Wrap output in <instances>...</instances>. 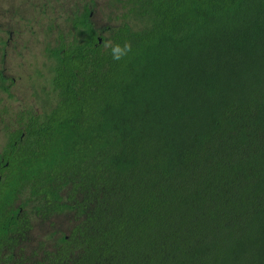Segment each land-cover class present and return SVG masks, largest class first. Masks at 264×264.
<instances>
[{
    "label": "trees",
    "instance_id": "16d2710c",
    "mask_svg": "<svg viewBox=\"0 0 264 264\" xmlns=\"http://www.w3.org/2000/svg\"><path fill=\"white\" fill-rule=\"evenodd\" d=\"M141 10L51 52L59 101L0 155V264H264V0ZM31 212L77 224L27 258Z\"/></svg>",
    "mask_w": 264,
    "mask_h": 264
},
{
    "label": "rangeland",
    "instance_id": "374dc122",
    "mask_svg": "<svg viewBox=\"0 0 264 264\" xmlns=\"http://www.w3.org/2000/svg\"><path fill=\"white\" fill-rule=\"evenodd\" d=\"M143 0H0V155L8 134L29 116L39 122L59 101L52 87L56 59L51 52L84 40L78 22L89 14L94 28L105 36L123 24L132 31L148 27ZM31 206L28 210H31ZM32 231L24 256L51 249L76 224L66 212L44 220L31 212Z\"/></svg>",
    "mask_w": 264,
    "mask_h": 264
},
{
    "label": "clouds",
    "instance_id": "9594fccd",
    "mask_svg": "<svg viewBox=\"0 0 264 264\" xmlns=\"http://www.w3.org/2000/svg\"><path fill=\"white\" fill-rule=\"evenodd\" d=\"M105 46L108 47L109 45ZM129 51H131V46L128 43H126L123 47H121L120 45H115L112 47L113 59L119 60L123 56H125Z\"/></svg>",
    "mask_w": 264,
    "mask_h": 264
},
{
    "label": "flooded vegetation",
    "instance_id": "af4514ba",
    "mask_svg": "<svg viewBox=\"0 0 264 264\" xmlns=\"http://www.w3.org/2000/svg\"><path fill=\"white\" fill-rule=\"evenodd\" d=\"M61 50H62V49H61ZM54 51H56V50H54ZM58 51H59V50H58ZM51 54H52V53H51ZM52 56L56 59V57H55L54 55H52ZM56 61H57V60H56ZM29 117H30V116H29ZM29 117H28V118H29ZM32 117H33V116H32Z\"/></svg>",
    "mask_w": 264,
    "mask_h": 264
},
{
    "label": "water",
    "instance_id": "95a60500",
    "mask_svg": "<svg viewBox=\"0 0 264 264\" xmlns=\"http://www.w3.org/2000/svg\"><path fill=\"white\" fill-rule=\"evenodd\" d=\"M98 42L100 43L101 42V40L98 38Z\"/></svg>",
    "mask_w": 264,
    "mask_h": 264
}]
</instances>
